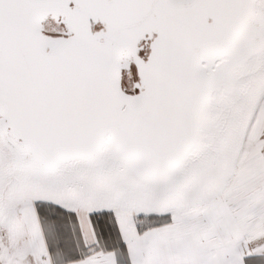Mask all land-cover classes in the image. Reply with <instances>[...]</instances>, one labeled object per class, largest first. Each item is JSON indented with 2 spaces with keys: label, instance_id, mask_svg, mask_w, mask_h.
I'll list each match as a JSON object with an SVG mask.
<instances>
[{
  "label": "snow or ice",
  "instance_id": "snow-or-ice-1",
  "mask_svg": "<svg viewBox=\"0 0 264 264\" xmlns=\"http://www.w3.org/2000/svg\"><path fill=\"white\" fill-rule=\"evenodd\" d=\"M0 264H264V0H0Z\"/></svg>",
  "mask_w": 264,
  "mask_h": 264
}]
</instances>
